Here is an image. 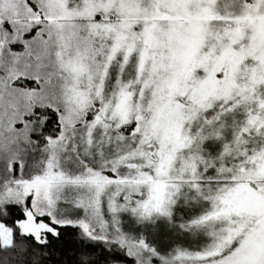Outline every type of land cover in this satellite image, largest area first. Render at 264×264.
I'll use <instances>...</instances> for the list:
<instances>
[{
  "label": "snow or ice",
  "instance_id": "6c2138e0",
  "mask_svg": "<svg viewBox=\"0 0 264 264\" xmlns=\"http://www.w3.org/2000/svg\"><path fill=\"white\" fill-rule=\"evenodd\" d=\"M0 264H264V0H0Z\"/></svg>",
  "mask_w": 264,
  "mask_h": 264
},
{
  "label": "rangeland",
  "instance_id": "374dc122",
  "mask_svg": "<svg viewBox=\"0 0 264 264\" xmlns=\"http://www.w3.org/2000/svg\"><path fill=\"white\" fill-rule=\"evenodd\" d=\"M209 154L215 155L220 150L221 145L218 142L206 141L202 146ZM183 210L177 213L180 217H186V213L194 214L198 211L196 208L188 209L183 205H178ZM121 228L126 234L136 237H143L150 246L156 247L162 252H167L176 246L184 248L198 249L208 242L204 235L191 236L187 233L181 234L175 224L170 225L167 221L157 220L154 223H137L128 213H121Z\"/></svg>",
  "mask_w": 264,
  "mask_h": 264
}]
</instances>
